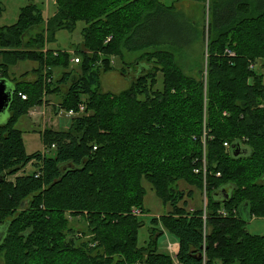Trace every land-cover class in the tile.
I'll list each match as a JSON object with an SVG mask.
<instances>
[{
	"label": "trees",
	"instance_id": "trees-1",
	"mask_svg": "<svg viewBox=\"0 0 264 264\" xmlns=\"http://www.w3.org/2000/svg\"><path fill=\"white\" fill-rule=\"evenodd\" d=\"M191 1L208 4L210 12L200 79L183 72V55L202 46L205 29L174 3L54 0L51 15L28 4L14 24L0 27V78L15 87L9 118L0 125L3 264L38 258L41 264H174L157 251L161 231L137 245L142 225L130 211L142 207L143 182L171 207L159 221L178 240V264H264V236L250 234L237 213L248 203L251 219L264 218V77L255 70L258 61L264 67V0ZM78 22L81 43L73 57L46 49L58 31L73 32ZM136 53L137 60L126 62ZM113 58L125 63L122 73L138 67L117 94L100 87V76L114 70ZM27 60L37 64L34 80L22 79L26 72L16 81L6 76ZM51 95L60 97L54 110L77 112L83 105L84 112L65 131L42 130L43 150L28 155L15 125ZM180 181L204 187V210H186L185 200L179 205ZM73 218L83 222L79 236L69 225Z\"/></svg>",
	"mask_w": 264,
	"mask_h": 264
},
{
	"label": "rangeland",
	"instance_id": "rangeland-1",
	"mask_svg": "<svg viewBox=\"0 0 264 264\" xmlns=\"http://www.w3.org/2000/svg\"><path fill=\"white\" fill-rule=\"evenodd\" d=\"M3 13L0 17V27L2 26H10L14 24L19 16L21 8H24L28 4L35 5L37 8L43 10V14L45 16H49L54 12V0H0ZM161 2L165 3V5L169 6L175 2V0H161ZM174 5L178 9H183L189 16V18L196 24V25H203L205 29L204 34V41L201 45H196L191 51L190 54L186 53L184 59L187 60L188 68L183 67V72L191 77L196 79H200L203 73L206 70V58H207V39H206V30H207V23L209 21L210 12L208 10L209 6L205 3H197L191 0H179ZM83 23L78 22L76 25V29L73 32L68 31H58L54 35V41L46 46V49L50 50H59V51H66L71 54V57L74 56V51L78 47H80L81 43V35L80 29L82 28ZM33 31H30V34ZM139 54H133L130 58L126 59V62L129 64L133 63L137 60ZM176 60L179 62H183L180 58V55L177 53ZM114 70L104 73L100 76V87L102 91L110 92V93H119L122 90L126 89L131 82L134 80V76H137V66H128V69L122 73L121 69L126 66L124 62H121L119 59L113 58L112 60ZM180 63V62H179ZM138 64V63H137ZM181 64V63H180ZM37 66V64L33 61H22L17 65L13 66L11 69L8 70L6 76L12 81L18 80L21 75L25 72L27 73L22 79L25 81H32L35 79V75L31 74V70ZM74 69H77V65L72 64ZM182 66V65H181ZM136 70V71H135ZM255 70L263 74L264 77V67H261L260 61L255 64ZM52 76L59 77V71L53 69ZM160 77V75H158ZM264 82V78H263ZM50 102L52 101L54 104L60 101V97L56 95H51L49 98ZM57 101V102H56ZM50 105H47L49 107ZM35 108V107H34ZM33 109V108H32ZM79 111V109H78ZM77 111V112H78ZM33 112V111H32ZM84 112V107H82V111ZM64 113V112H63ZM10 113L7 111L4 115L0 116V124H4L7 119L9 118ZM72 121V118L66 117L64 115L58 116L57 112L51 111V115L47 116L44 115V112L41 111L40 115H24L20 117L15 125V128L22 132L23 144L25 148L26 154H32L37 151L43 150V145L41 143L40 132L43 129L51 128L53 130H61L65 131L68 129ZM202 137V141H203ZM47 156H51L53 149L47 151ZM203 152H205V147L203 146ZM26 172L33 171V167L27 165L25 168ZM143 187L145 188V194L142 199V211L137 206L134 207L135 215L132 214V209L130 213L137 217L138 222L142 225L138 229L137 234V245L139 247H144L146 243L149 241L150 231L154 229L157 230L156 234L160 233L156 239V248L157 251L160 253H165L169 255V252H174L173 245L175 243L178 244L177 238L169 234L163 227L161 221H159L161 216L166 215L171 207L170 205L164 204L163 201L155 194V192L151 189V186L143 182ZM178 188L184 191L183 199L180 201L179 205L181 206L183 201L186 202L185 209L188 211L194 210H204L207 207V197L205 196V190L202 186H190L184 183L183 181L176 183ZM189 192V193H188ZM187 194V195H186ZM186 195V196H185ZM139 210L140 214L137 215L136 211ZM156 220V224L154 223ZM70 226H73L74 230H77V235H80L81 230L83 227V222L80 221V218H73L69 222ZM245 227L246 230L250 234L254 235H261L264 236V218L260 217H252L251 220L245 219ZM30 232V229L22 232L23 236H27ZM86 239V237L84 238ZM172 244L171 250L168 252V245ZM95 253L90 252L89 255L94 257ZM172 257V256H171ZM175 261V256L172 257ZM3 258L0 257V264H3ZM40 258L36 259V264H41ZM178 264V263H177ZM219 264V263H218ZM236 264V263H234Z\"/></svg>",
	"mask_w": 264,
	"mask_h": 264
},
{
	"label": "water",
	"instance_id": "water-1",
	"mask_svg": "<svg viewBox=\"0 0 264 264\" xmlns=\"http://www.w3.org/2000/svg\"><path fill=\"white\" fill-rule=\"evenodd\" d=\"M14 90H15V87L10 81H8L5 78H0V116L4 115L5 112H7V111L9 112V107H10V104H11V101H12ZM0 125H2V124H0ZM234 148H235V146H232L231 150L234 149ZM237 149L241 150L239 145H236V152L233 153L234 157H237L239 155V151H237ZM244 153L245 154L247 153L246 149H245ZM263 181H264V177H263ZM237 213H238V217L243 222H245V219L251 220V216H250V213H249V204L248 203H245V204L241 205L239 207ZM4 235H5V228L3 230V234H2V238L0 240V244H1L2 240H3V238H4Z\"/></svg>",
	"mask_w": 264,
	"mask_h": 264
},
{
	"label": "crops",
	"instance_id": "crops-1",
	"mask_svg": "<svg viewBox=\"0 0 264 264\" xmlns=\"http://www.w3.org/2000/svg\"><path fill=\"white\" fill-rule=\"evenodd\" d=\"M178 9V8H177ZM49 98L50 97H48L47 99L49 100ZM47 105H50L49 107H47ZM55 104L51 101L50 102V100H49V102L48 103H46V104H43L42 106H40V107H35V108H33V109H31L30 111H29V113H28V115H29V117H31V114L32 115H40L41 114V111H43L44 112V115H46L47 114V116H50L51 115V111H54V113H56L57 112V110H54V108H53V106H54ZM33 111V112H32ZM43 130V129H42ZM42 130H41V132H42ZM40 132V133H41ZM3 228V229H2ZM3 230H4V227L3 226H0V240H1V238H2V234H3ZM171 246H172V244H170ZM173 247H174V252L175 253H172L171 254V252H169V255L170 256H175L176 257V254H177V252H178V249H179V245L177 244V243H175L174 245H173ZM173 259V258H172ZM174 260V259H173ZM178 262H176V264H177ZM174 264H175V262H174Z\"/></svg>",
	"mask_w": 264,
	"mask_h": 264
},
{
	"label": "built area",
	"instance_id": "built-area-1",
	"mask_svg": "<svg viewBox=\"0 0 264 264\" xmlns=\"http://www.w3.org/2000/svg\"><path fill=\"white\" fill-rule=\"evenodd\" d=\"M110 39V37L107 39V40H109ZM225 53L229 56V57H232V56H234V53L231 51V50H226L225 51ZM71 62L73 63V64H77L78 63V58H73L72 60H71ZM21 98L22 99H24L25 97L24 96H21ZM82 107H84L83 105H79L78 106V109H79V111L78 112H76V111H74V110H68V111H65V110H57V115L58 116H61V115H64V116H66V117H69V118H75V117H77L78 115H80L82 112ZM64 112V113H63ZM224 147H228V145H227V143H225L224 144ZM195 172H197V171H195ZM137 213V215H139L140 214V211L139 210H137L136 211ZM223 213V212H222ZM132 214L133 215H135V210H134V208H132ZM223 215H225L224 213H223ZM171 250V245L169 244L168 245V251H170ZM171 252V251H170ZM204 257V256H203Z\"/></svg>",
	"mask_w": 264,
	"mask_h": 264
}]
</instances>
